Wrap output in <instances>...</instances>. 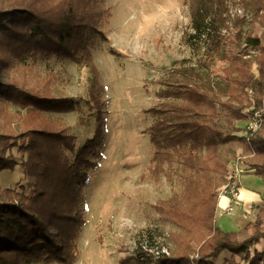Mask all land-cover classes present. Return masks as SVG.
Wrapping results in <instances>:
<instances>
[{
  "label": "trees",
  "instance_id": "1",
  "mask_svg": "<svg viewBox=\"0 0 264 264\" xmlns=\"http://www.w3.org/2000/svg\"><path fill=\"white\" fill-rule=\"evenodd\" d=\"M182 2L188 7L192 29L185 39L193 48L201 43L204 51L196 67L181 69L179 77L163 85L157 95L161 102L149 109L153 116L149 141L154 151L148 172L155 178L163 175L169 182L177 177L181 189L155 205L157 214L181 231L172 239L173 250L156 264H214L224 252L231 255L225 264H264V251L255 249L264 240V204L250 223L251 233L243 238L240 232L216 224L217 189L231 171L220 154L222 144L242 147L247 153L241 161L243 170H254L264 180V44L257 36L242 40V21L230 14L233 5L251 7L256 14L264 12V0ZM92 3L0 0V64L9 57H55L86 66L93 76L86 104L100 114L98 95L103 90L89 41L91 35L100 33L104 16ZM229 29L235 41L254 50L252 55L225 51L223 31ZM219 60L226 62L222 80L209 85L208 73ZM0 98L28 111L22 132L0 134V171L20 167L26 180L18 188L0 189V264H73L85 224L78 187L86 184L87 172L98 165L101 125L76 149L74 137L41 116L78 110V103L1 80ZM255 114L261 120L256 131L235 124L248 122ZM97 118L100 122V115ZM218 118L227 121V126ZM13 149L25 154V159L12 155ZM136 251L147 257L141 243Z\"/></svg>",
  "mask_w": 264,
  "mask_h": 264
},
{
  "label": "rangeland",
  "instance_id": "2",
  "mask_svg": "<svg viewBox=\"0 0 264 264\" xmlns=\"http://www.w3.org/2000/svg\"><path fill=\"white\" fill-rule=\"evenodd\" d=\"M92 1L95 8L103 10L104 16L100 33L91 35L89 41L90 55L103 90L98 95L100 114L86 104L92 74L86 66L70 60L9 57L4 65L0 64V80L78 103V110L46 112L41 116L74 137L76 149L91 139L101 125L98 165L87 172L86 184L78 187L85 224L77 240V258L73 264H156L162 255L173 250L172 239L181 231L162 219L155 205L169 199L173 193H180L181 189L177 177L169 182L163 175L155 178L148 172L154 151L149 141L153 121L149 109L161 102L157 95L165 83H170L176 75L179 77L181 69L197 66L204 49L201 43L193 48L185 39L184 35L192 33V29L188 7L182 0ZM230 14L242 21V40L247 35L257 36L264 44V12L256 14L251 7L233 5ZM231 31H223L227 37L225 51L229 55L245 52L252 55L254 50L235 41ZM225 65L224 61L215 62L212 73H208L209 85L222 80L221 70ZM251 70L256 73L254 65ZM201 71L203 73V68H199ZM26 113L27 110L0 98V134L22 132ZM217 120L227 126L224 119ZM250 122L235 124L247 127ZM10 153L20 161L26 157L16 149ZM220 154L228 162V171L235 168L234 161L240 170L246 169L241 161L247 153L238 144H222ZM25 183L20 167L15 171H0V189L18 188ZM224 184L217 189L218 200ZM234 213H218L216 224L222 226L223 220ZM223 230L228 228L223 227ZM244 235H240L241 238ZM138 243L147 251V257L138 255Z\"/></svg>",
  "mask_w": 264,
  "mask_h": 264
},
{
  "label": "crops",
  "instance_id": "3",
  "mask_svg": "<svg viewBox=\"0 0 264 264\" xmlns=\"http://www.w3.org/2000/svg\"><path fill=\"white\" fill-rule=\"evenodd\" d=\"M238 193V198L234 203L229 202L226 197L219 198L216 216L218 213L227 214L226 208L231 205L233 209L229 212L234 211V215L228 216V220H223L222 226L219 227L221 229L227 227L226 231H236L240 232V235L245 234L244 236H246L251 233L250 223L255 219L257 208L264 204V180L254 170H243V174L239 178ZM222 217H225V214ZM259 244L255 246V249L259 252L264 251V240ZM261 246L262 250H260ZM230 256V253L224 252L220 255V260L216 261L218 259L216 258L214 263L225 264Z\"/></svg>",
  "mask_w": 264,
  "mask_h": 264
},
{
  "label": "built area",
  "instance_id": "4",
  "mask_svg": "<svg viewBox=\"0 0 264 264\" xmlns=\"http://www.w3.org/2000/svg\"><path fill=\"white\" fill-rule=\"evenodd\" d=\"M260 116L258 114H255L249 125L247 126V129H249L251 132H254L258 129L260 125ZM235 168L231 169L229 172L226 182L222 187L221 194L219 198L226 197L229 199V202L234 203L238 198V189H239V178L243 174V170H240L234 161ZM232 164V166H233ZM233 207L230 205L226 208V211H232ZM165 252V251H164Z\"/></svg>",
  "mask_w": 264,
  "mask_h": 264
}]
</instances>
